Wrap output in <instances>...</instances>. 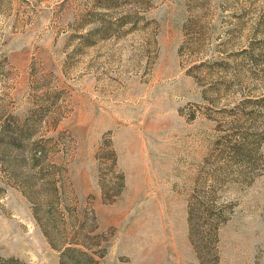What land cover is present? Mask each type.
Wrapping results in <instances>:
<instances>
[{"label": "rangeland", "instance_id": "374dc122", "mask_svg": "<svg viewBox=\"0 0 264 264\" xmlns=\"http://www.w3.org/2000/svg\"><path fill=\"white\" fill-rule=\"evenodd\" d=\"M0 257L264 264V0H0Z\"/></svg>", "mask_w": 264, "mask_h": 264}, {"label": "trees", "instance_id": "16d2710c", "mask_svg": "<svg viewBox=\"0 0 264 264\" xmlns=\"http://www.w3.org/2000/svg\"><path fill=\"white\" fill-rule=\"evenodd\" d=\"M190 235H193L192 225L190 226ZM71 250V247H66L64 253L67 254ZM17 259L9 257V258H2L0 257V264H15Z\"/></svg>", "mask_w": 264, "mask_h": 264}]
</instances>
